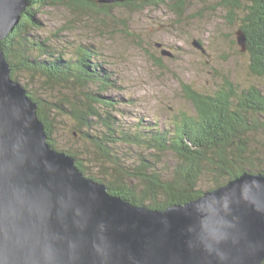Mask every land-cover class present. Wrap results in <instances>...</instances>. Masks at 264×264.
I'll list each match as a JSON object with an SVG mask.
<instances>
[{"label":"water","instance_id":"1","mask_svg":"<svg viewBox=\"0 0 264 264\" xmlns=\"http://www.w3.org/2000/svg\"><path fill=\"white\" fill-rule=\"evenodd\" d=\"M27 5L0 0V264H264V173L152 209L111 194L48 144L1 46Z\"/></svg>","mask_w":264,"mask_h":264},{"label":"trees","instance_id":"2","mask_svg":"<svg viewBox=\"0 0 264 264\" xmlns=\"http://www.w3.org/2000/svg\"><path fill=\"white\" fill-rule=\"evenodd\" d=\"M61 1L28 0L14 31L2 40L13 73L20 68H33L36 72L40 71L46 81L53 80L54 85L64 83V86L70 87L68 84L80 83V89H84L79 101L63 99L45 103L26 87L38 102L50 145L57 148L53 136L56 115L68 116L81 137L89 139L96 148L94 160L99 162L105 158L102 161L113 169L110 172L105 168L106 173L98 177L91 173L90 176L104 182L111 194L152 209H164L198 198L205 191L221 186L243 172L264 173V145L262 142L258 144V140L252 141V137L262 136L264 132V88L255 84L243 88L227 77L209 92H200L188 86L194 114L183 113L166 124L159 121L148 123L140 118L120 129L121 125L113 114L119 100L107 95V90L116 88L117 84L106 72L108 68L93 60L97 52L80 46L74 55L51 52L52 59L42 57V53H34H46L48 48L41 46L45 40L37 39L32 33L39 25L32 8ZM70 1L71 5L82 8L103 6L108 11L114 4L129 2L120 3L117 0L114 4H105L99 0V5L88 0ZM141 1L154 5L166 2ZM184 1L179 0V3ZM225 1L231 4V0ZM244 1L249 3V12L242 19L240 32L246 37L250 69L259 77H264V0ZM119 142L147 146L149 152L139 157L121 154L122 151L116 149ZM61 150L74 156L80 170L85 172L88 169L79 151L71 148ZM205 175L212 176L213 182L207 190L199 187V181Z\"/></svg>","mask_w":264,"mask_h":264},{"label":"rangeland","instance_id":"3","mask_svg":"<svg viewBox=\"0 0 264 264\" xmlns=\"http://www.w3.org/2000/svg\"><path fill=\"white\" fill-rule=\"evenodd\" d=\"M88 1L101 5L99 0ZM115 1L103 0L105 4H114ZM70 2H49L37 9L32 8L39 21L38 28L32 33L37 39L45 40L40 45L48 48L46 53H34H42V57L52 59V53L60 54L61 51L74 55L80 46L97 52L92 55L93 60L105 65L108 68L106 72L117 84L116 88L107 90V95L119 100L113 114L121 125L120 129L140 118L148 123L159 121L166 124L183 113L194 114L188 86L200 92H209L220 86L227 77L243 88L253 84L264 88V77H259L250 69L246 41L244 44L239 42L240 25L249 12L247 1L239 3L231 0L230 4L225 0H185L180 4L179 0H166L154 5L129 0L126 4L116 2L109 11L103 6L82 8ZM194 42L202 48L195 46ZM165 51L170 54L163 53ZM10 67L12 70L11 64ZM34 71L33 68H20L16 73L12 72L11 77L15 80L18 78L19 83L45 103L63 99L79 101L84 95L80 83L68 84L70 87L64 86V83L54 85L53 80L46 81L47 78L41 76L40 71ZM31 98L37 104V114L41 118L38 102ZM40 120L45 126L42 118ZM53 125L58 149L50 145L47 139L48 144L59 151L70 148L79 151L88 167L85 172L81 170L85 177L97 182L90 176L91 173L98 177L106 173V169L113 172L110 165L102 161L105 158L99 162L94 160L96 148L89 139L81 137L72 119L57 114ZM263 136L264 132L262 136L250 137L253 142L258 140L257 143L264 145ZM116 149L132 157L149 152L147 146L120 142ZM98 182L106 186L104 182ZM212 185V176L209 175L199 181V187L204 190Z\"/></svg>","mask_w":264,"mask_h":264},{"label":"bare ground","instance_id":"4","mask_svg":"<svg viewBox=\"0 0 264 264\" xmlns=\"http://www.w3.org/2000/svg\"><path fill=\"white\" fill-rule=\"evenodd\" d=\"M200 45V44H199ZM41 119V118H40Z\"/></svg>","mask_w":264,"mask_h":264}]
</instances>
